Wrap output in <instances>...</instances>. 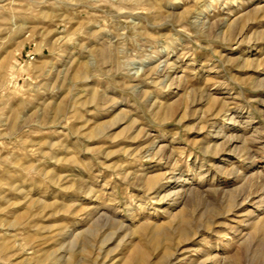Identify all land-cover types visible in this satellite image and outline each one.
<instances>
[{
  "label": "rangeland",
  "instance_id": "1",
  "mask_svg": "<svg viewBox=\"0 0 264 264\" xmlns=\"http://www.w3.org/2000/svg\"><path fill=\"white\" fill-rule=\"evenodd\" d=\"M0 264H264V0H0Z\"/></svg>",
  "mask_w": 264,
  "mask_h": 264
}]
</instances>
